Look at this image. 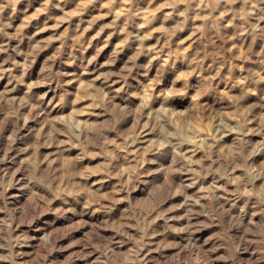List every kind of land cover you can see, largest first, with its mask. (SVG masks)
Masks as SVG:
<instances>
[{"label": "rangeland", "instance_id": "374dc122", "mask_svg": "<svg viewBox=\"0 0 264 264\" xmlns=\"http://www.w3.org/2000/svg\"><path fill=\"white\" fill-rule=\"evenodd\" d=\"M0 264H264V0H0Z\"/></svg>", "mask_w": 264, "mask_h": 264}]
</instances>
